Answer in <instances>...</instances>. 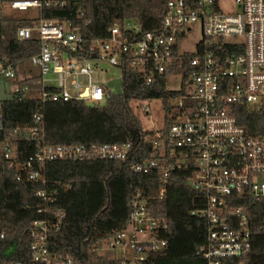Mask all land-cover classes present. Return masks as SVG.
<instances>
[{
  "label": "built area",
  "instance_id": "1",
  "mask_svg": "<svg viewBox=\"0 0 264 264\" xmlns=\"http://www.w3.org/2000/svg\"><path fill=\"white\" fill-rule=\"evenodd\" d=\"M221 0H168L158 29L142 32L132 20L109 29L106 39L92 40L85 46L83 37L70 29V23L44 19L39 11L55 5L51 0H0V19L10 13L35 9L31 26L19 27L16 38L21 41L37 38L39 52L29 59L44 84L48 75H55L58 92L38 85L29 86L35 77L28 71L17 75L8 58L0 55V80L14 87L8 98L82 100L102 103L106 90L101 83V64L130 68L151 84L155 75L178 76V95L164 108L169 122L154 131L151 157L133 164L136 172L159 169L163 177L172 170L188 173L190 186L204 194L205 205L193 210L207 220V238L200 254L208 264H249L252 235L249 208L264 203V134L252 135L236 121L237 105L257 107L264 99V0H232L233 9L223 10ZM198 25L201 38L192 51L181 49V41ZM185 53L192 54L189 72L171 73ZM83 77L82 85L76 78ZM122 80V76H120ZM69 89L74 91L71 94ZM38 93V95H36ZM144 110H147L144 107ZM37 119V118H36ZM5 126L1 119L0 133ZM36 127H15L12 139L1 142V152L8 167L17 165L16 138L33 140ZM25 133V135H23ZM133 152L126 143L101 145H39L28 157L24 175L18 179L42 181L43 165L54 160L88 158L126 161ZM165 187L160 188V194ZM44 202L52 201L54 192L40 190ZM127 230L109 242L107 249L131 251L123 264H141L147 252L166 247V241L152 237L161 226L152 218L145 200L134 198ZM42 209H38V212ZM58 227L62 212L56 214ZM30 251L34 261L51 264L47 250L49 221L33 222ZM3 238V234L0 235ZM6 264H21L12 261ZM65 264H71L67 259Z\"/></svg>",
  "mask_w": 264,
  "mask_h": 264
},
{
  "label": "trees",
  "instance_id": "2",
  "mask_svg": "<svg viewBox=\"0 0 264 264\" xmlns=\"http://www.w3.org/2000/svg\"><path fill=\"white\" fill-rule=\"evenodd\" d=\"M8 1V0H5ZM39 16L70 23L85 46L95 39H106L109 29L134 21L142 32L158 29L168 0H51ZM192 4L193 0H184ZM34 19L22 13H10L0 19V55L8 58L17 75L29 71L25 67L37 54V38H16L19 27L31 26ZM192 54L185 53L171 73L187 78ZM34 68V67H33ZM36 69V68H35ZM122 93L106 90L102 103L82 100H46L39 98H6L0 100V264H45L34 261L30 251L33 222L48 219L47 250L51 264H123L124 258H110L97 250L117 234L128 229L137 196L147 203L148 213L161 223L152 237L166 241V247L147 252L141 264H208L200 254L207 238V220L191 215L205 205L203 193L189 184L188 173L172 170L166 177L159 169L136 172L133 164L151 157L155 132L144 131L130 109L131 100L159 99L169 106L178 92L167 88V74L155 75L151 84L135 73L129 64L121 70ZM58 92L56 86H46ZM234 115L249 134H264V99L257 107L240 104ZM37 118V119H36ZM169 122L165 121V129ZM36 127L33 140L16 138L17 165L8 167L1 152V142L11 138L15 127ZM25 135V133L23 134ZM133 152L126 161L88 158L54 160L43 165L42 181L18 179L24 175L28 157L39 145H101L126 143ZM165 191L160 194V188ZM54 192L52 201L44 202L37 192ZM38 209L42 211L38 212ZM62 212L58 227L56 214ZM251 249L249 264H264V203L249 208Z\"/></svg>",
  "mask_w": 264,
  "mask_h": 264
},
{
  "label": "rangeland",
  "instance_id": "3",
  "mask_svg": "<svg viewBox=\"0 0 264 264\" xmlns=\"http://www.w3.org/2000/svg\"><path fill=\"white\" fill-rule=\"evenodd\" d=\"M220 5L223 10H230L233 9L232 0H221ZM22 14L28 16L29 18H35L37 16V11L35 9H29L26 12H22ZM201 34L199 30V26L195 25L191 32L187 33L186 38L181 41V49L184 51H192L195 47V44L200 40ZM101 83H106L109 79L112 78H119L121 76V70L119 67L111 66L108 64H101ZM25 69H32L34 72H38L37 69L33 68L31 65H27ZM28 72V71H27ZM39 74V73H37ZM24 77V75L20 76ZM49 79L51 80V85H57V80L55 75H48ZM40 77L39 75L32 81L28 82L29 86L38 85L40 84ZM82 85H84V78L78 77L76 78ZM180 79L178 76H170L168 78L167 88L172 91H177L180 88ZM14 85L6 81L0 80V100L6 99L9 96V93L13 89ZM71 94H74L72 89H69ZM38 95V93H36ZM130 109L132 110L133 114L137 117L140 122L141 128L144 131H159L165 125V104L159 99H148L143 101L131 100L129 102ZM144 107L147 110H144ZM98 254L106 255L110 258H130L132 256L131 251L126 250L125 253L121 252V250H111L107 249L106 246L103 244L98 250Z\"/></svg>",
  "mask_w": 264,
  "mask_h": 264
},
{
  "label": "water",
  "instance_id": "4",
  "mask_svg": "<svg viewBox=\"0 0 264 264\" xmlns=\"http://www.w3.org/2000/svg\"><path fill=\"white\" fill-rule=\"evenodd\" d=\"M121 84H122V80L121 78H115V79H112V80H109L107 83H106V86L108 88H111L114 90V92L117 94V95H120L122 93V90H121Z\"/></svg>",
  "mask_w": 264,
  "mask_h": 264
},
{
  "label": "crops",
  "instance_id": "5",
  "mask_svg": "<svg viewBox=\"0 0 264 264\" xmlns=\"http://www.w3.org/2000/svg\"><path fill=\"white\" fill-rule=\"evenodd\" d=\"M31 73H32V76L33 77H37L39 75V77L41 78L40 74H37L39 72H34L32 71V69H28ZM43 85H49V86H54V85H51V80L49 79V77H47V80H45L44 84L42 83V78L40 79V84L38 83V87L41 88Z\"/></svg>",
  "mask_w": 264,
  "mask_h": 264
}]
</instances>
